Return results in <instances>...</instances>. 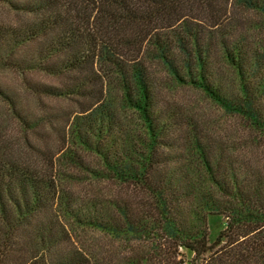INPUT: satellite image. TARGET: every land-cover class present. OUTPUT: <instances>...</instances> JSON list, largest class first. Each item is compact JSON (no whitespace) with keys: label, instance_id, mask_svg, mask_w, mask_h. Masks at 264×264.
Returning <instances> with one entry per match:
<instances>
[{"label":"trees","instance_id":"trees-1","mask_svg":"<svg viewBox=\"0 0 264 264\" xmlns=\"http://www.w3.org/2000/svg\"><path fill=\"white\" fill-rule=\"evenodd\" d=\"M0 5V70L70 106L0 90V264H264V40L233 23L264 0ZM156 66L231 133L170 103Z\"/></svg>","mask_w":264,"mask_h":264},{"label":"rangeland","instance_id":"rangeland-1","mask_svg":"<svg viewBox=\"0 0 264 264\" xmlns=\"http://www.w3.org/2000/svg\"><path fill=\"white\" fill-rule=\"evenodd\" d=\"M7 9L0 5V18H8ZM233 23L236 25L234 31L241 33L246 32L251 41L255 42L257 45L262 44L264 40V17L259 15L254 11H243L242 9L236 15V18L233 20ZM250 27V28H249ZM254 27H256L254 29ZM254 43V44H255ZM264 65V61H263ZM156 77L159 81V88L164 94L166 99L170 103H178L179 106H182L183 109H192L193 112L199 115L203 120H207L212 123L213 127L220 132L225 134L231 133L232 127L230 128L231 122H229L227 115L224 111L204 96L199 90L194 89L193 87H168L164 84V81L167 80L168 76L160 66L155 67ZM227 75V74H226ZM22 76L16 72L2 69L0 70V90L5 93L6 90L10 92L13 96H16L19 99L21 106L24 109L30 110L34 113L44 114L42 108L53 105L60 106L62 103L59 100H52L49 98H42L39 102L35 97L29 95L25 88L22 85ZM65 103V104H64ZM62 104L69 106L67 102ZM70 107V106H69ZM6 102L4 101V96H0V120H6ZM46 109V108H45ZM186 111V110H185ZM188 111V110H187ZM192 112V113H193ZM11 127V126H10ZM13 133V132H12ZM222 217L209 216L208 218V227L210 229V241H213L218 232L225 226L222 221ZM183 257L186 260L185 264H190V259L193 255V252L183 248Z\"/></svg>","mask_w":264,"mask_h":264}]
</instances>
